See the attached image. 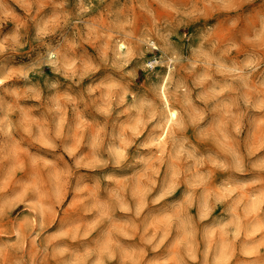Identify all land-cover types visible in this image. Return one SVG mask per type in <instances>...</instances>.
Masks as SVG:
<instances>
[{"label":"rangeland","instance_id":"rangeland-1","mask_svg":"<svg viewBox=\"0 0 264 264\" xmlns=\"http://www.w3.org/2000/svg\"><path fill=\"white\" fill-rule=\"evenodd\" d=\"M262 3L251 0L241 10ZM186 8L197 5L40 0L45 35L29 27L15 51L6 47L18 34L15 21L0 24V154L10 157L0 163V264H264V59L249 55L264 43V27L256 23L241 42L229 43L233 30L220 19L235 13L223 8L208 17L211 34L191 48L177 35L196 33L204 19L171 35L179 62L164 91L178 117L162 144L166 67H155L144 88L141 72L135 98L116 109L111 96L120 82L98 81L93 61L74 54L77 29L83 36L97 24L129 19L139 28ZM69 30L72 37L58 43ZM98 44L82 42L93 56L111 55ZM76 73L80 88L104 85L91 106L75 85L67 87ZM49 80L60 87L50 89ZM53 127L67 140L54 150L37 144Z\"/></svg>","mask_w":264,"mask_h":264},{"label":"clouds","instance_id":"clouds-1","mask_svg":"<svg viewBox=\"0 0 264 264\" xmlns=\"http://www.w3.org/2000/svg\"><path fill=\"white\" fill-rule=\"evenodd\" d=\"M114 2L115 0H113ZM193 2L197 5L195 10L188 8L183 11L171 9L172 12L176 13L171 20L163 16L157 19L154 16L150 21L145 20L144 25L139 28L135 26L133 19H129L122 24H108L107 26L97 24V30H89L83 36L79 35V29H77L76 36L77 40L81 42V46L74 54L93 61L92 72L102 73L96 78L98 81L120 82V87L114 89L111 96L112 103L116 109L121 108L126 96L135 98L136 92L133 89L137 88V81L140 80L141 72L145 73V80L138 87L144 88L146 82L151 79L155 67L175 66L179 62V46L171 41L170 37L173 34H177L180 27L187 28L193 21L199 19L205 20L204 25L201 28H197L196 33L190 34L184 31L182 35H177L178 40L188 42L187 46L189 48L192 47L191 41L193 39H199L205 33L211 34L214 25L208 23V17L212 12L223 8H229L235 13L234 15L224 16L220 19V22L226 28L233 30L229 43L241 42L251 32L256 23H260L261 27H264V3L258 5L255 9L242 11L243 5L250 3L251 0H183L185 4ZM12 3L19 5L26 15L18 17L11 7ZM140 3L143 5L146 3V0H140ZM39 6L40 0H11V2L9 0H0V24L6 19L14 20L18 33L13 41L8 42L6 46L8 49L15 51L17 48L23 47L22 41L26 37L29 27L36 29L37 37L45 35V29L38 16ZM110 8L111 5L106 10ZM173 20L177 22L172 23ZM79 23L82 28H88L86 20L81 19ZM72 35L71 30L67 33H62L58 37L57 42L62 44L66 38H71ZM85 37L93 43L99 39L97 48L105 46L111 55L93 56L88 52L87 48L82 46ZM145 37L146 40L144 39ZM4 47V45H0V50H3ZM257 48L259 51H253L249 55L259 63L260 59H264V43L257 45ZM157 52L160 53L159 57L155 55ZM149 53L153 54L151 60L146 59ZM69 54H73L71 50H69ZM133 61H136V63L133 64ZM54 70L64 74L60 67H54ZM68 78L72 80V84L67 85V87L72 88L73 85L76 86L74 90L79 92L85 106H91L105 93L103 83L97 87H92L90 84L86 88H80L82 76L79 73ZM92 83L95 84L96 81ZM2 84H4V80L0 79V85ZM46 86L50 89H58L60 82L49 80ZM105 114L110 115L111 113L106 110ZM116 114L119 116L121 112L117 111ZM61 121H63V117H61ZM239 130V126H237L236 131L239 132ZM67 138V136H64L53 127L47 140H37L36 143L41 147L54 150L62 145ZM8 159H10L8 155L0 154V163ZM116 163L119 164V161H116ZM148 243H151V241L149 240ZM17 264H20V262L18 261Z\"/></svg>","mask_w":264,"mask_h":264},{"label":"bare ground","instance_id":"bare-ground-1","mask_svg":"<svg viewBox=\"0 0 264 264\" xmlns=\"http://www.w3.org/2000/svg\"><path fill=\"white\" fill-rule=\"evenodd\" d=\"M121 50H122V48H121ZM170 72H171V65L166 67V69L163 73L161 82L159 84V89H160V93L162 96L163 108H164L166 115H167L166 123L157 136V140L160 144L164 143V141H165V137L168 133V128H169L170 123H172L178 117V110L176 108L170 106V102L168 100L169 98H167L165 91H164L166 82L170 76Z\"/></svg>","mask_w":264,"mask_h":264}]
</instances>
